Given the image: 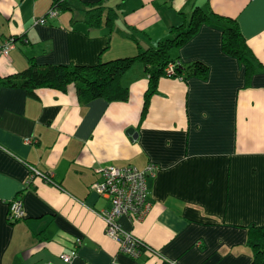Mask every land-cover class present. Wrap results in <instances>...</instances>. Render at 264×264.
I'll list each match as a JSON object with an SVG mask.
<instances>
[{"label": "crops", "instance_id": "1", "mask_svg": "<svg viewBox=\"0 0 264 264\" xmlns=\"http://www.w3.org/2000/svg\"><path fill=\"white\" fill-rule=\"evenodd\" d=\"M56 1L0 0V46L13 40L1 78L31 63L71 68L135 57L187 28L195 8L208 23L170 56L183 67L199 62L207 75L159 78L146 106L139 62L120 79L126 102L81 104L72 85L33 95L0 88V264H63L77 238L71 264H251L248 233L264 227V0H67L69 10L34 25ZM91 4L101 8L97 29L85 21ZM226 19L260 64L248 79L245 64L222 51ZM150 164L149 213L118 221L157 252L135 260L105 235L99 212L109 204L90 186L106 166ZM31 169L52 183L31 178ZM13 200L24 218L12 224Z\"/></svg>", "mask_w": 264, "mask_h": 264}, {"label": "trees", "instance_id": "2", "mask_svg": "<svg viewBox=\"0 0 264 264\" xmlns=\"http://www.w3.org/2000/svg\"><path fill=\"white\" fill-rule=\"evenodd\" d=\"M86 7V24L92 29L99 28L100 4H91ZM54 8L59 13L69 10L67 0H57L50 10ZM216 17L223 20V18ZM206 23H208L206 16L198 8H195L187 28L184 26L174 28V38L159 43L156 48L140 51L135 57L98 62L94 66H72L71 68L62 65L38 67L31 63L20 73L5 78L0 77V88L23 89L27 94L33 95L37 89L49 88L65 91L68 86L72 85L81 104L97 99L108 103L126 102L129 92L127 88L120 85V79L133 63L139 62L143 64L149 80L148 90L145 94L146 106L150 97L155 93L157 81L164 77V69L175 60L171 59L170 52L193 36L199 27ZM221 25L222 51L227 56L243 62L245 75L247 79L250 78L257 69L255 66L260 67L259 62L247 47L234 21L226 19ZM176 75L183 76L184 80L191 76L205 78L207 68L197 62L186 67L181 66L176 70ZM247 244L253 250L251 264H264V227L250 229Z\"/></svg>", "mask_w": 264, "mask_h": 264}, {"label": "built area", "instance_id": "3", "mask_svg": "<svg viewBox=\"0 0 264 264\" xmlns=\"http://www.w3.org/2000/svg\"><path fill=\"white\" fill-rule=\"evenodd\" d=\"M59 14L57 9L50 10L46 17L34 20V25H44L48 20L55 19ZM13 40L0 46V57H7L12 48ZM179 60L170 62L164 69V77L173 80H183V76H177L176 70L181 68ZM31 178L41 176L51 182L50 176L40 174L31 169ZM157 167L148 165L143 170L131 166L115 167L106 166L99 173V180L90 186V190L96 195L106 199L109 208L99 212V217L104 224L105 235L113 240L119 247V252L132 259H140L143 256L157 255V252L136 239L132 234L122 230L119 219L125 217L133 222H141L151 209L147 182L156 175ZM24 218L22 203L13 200L9 203L7 221L16 223ZM81 245L79 238L75 239V245L69 255H63L60 260L63 264H71L76 258V248Z\"/></svg>", "mask_w": 264, "mask_h": 264}, {"label": "water", "instance_id": "4", "mask_svg": "<svg viewBox=\"0 0 264 264\" xmlns=\"http://www.w3.org/2000/svg\"><path fill=\"white\" fill-rule=\"evenodd\" d=\"M128 134L131 135L132 138H135L136 137L135 134H134V132H133V130H129L128 131Z\"/></svg>", "mask_w": 264, "mask_h": 264}]
</instances>
